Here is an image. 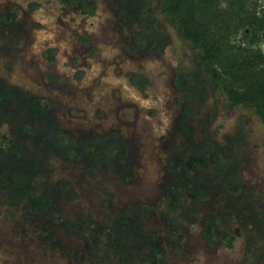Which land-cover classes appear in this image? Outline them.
<instances>
[{
  "label": "rangeland",
  "instance_id": "obj_1",
  "mask_svg": "<svg viewBox=\"0 0 264 264\" xmlns=\"http://www.w3.org/2000/svg\"><path fill=\"white\" fill-rule=\"evenodd\" d=\"M94 1L96 12L87 15L59 0H0L1 15L16 16L14 23L0 18V76L20 68L37 90L63 98L67 104L54 114L70 136L94 126L106 131L116 121L130 148L123 166L130 176L110 175L116 194L131 196L121 194L124 214L106 200L101 205L99 194L83 191L86 171L70 168L72 189L95 212L80 218L77 204L60 199L42 216L10 198L0 182V264H150L146 256L155 247L162 264H264V122L226 107L201 71L199 53L161 16L160 0ZM80 69L85 76L78 81ZM138 70L153 80L146 92L127 81ZM84 91L94 94L86 104L69 101ZM14 119L0 129L4 150L3 135L12 139L22 128L21 117ZM191 154L206 165L189 169ZM195 185L207 200L188 197ZM210 220L219 226L213 238ZM133 232L136 244L126 238ZM224 232L235 236L232 248Z\"/></svg>",
  "mask_w": 264,
  "mask_h": 264
},
{
  "label": "flooded vegetation",
  "instance_id": "obj_2",
  "mask_svg": "<svg viewBox=\"0 0 264 264\" xmlns=\"http://www.w3.org/2000/svg\"><path fill=\"white\" fill-rule=\"evenodd\" d=\"M80 11L82 12V10ZM2 15L0 13V18ZM8 16L10 17L9 20L7 19L9 23L16 18L12 13H7L4 17L9 18ZM1 31L4 32L3 29H0ZM45 53L48 62L55 61L54 48L47 49ZM15 70L17 71L12 75L10 74L11 71L8 70L7 74H4L5 76H0V129L9 127L8 117L14 119L20 116L21 122H23L22 128L14 138L11 139L8 135L2 137V140L7 142L6 150L0 148V182L5 193L13 200L25 204L30 212L42 216L51 213L58 200H71L73 205L77 204L80 207L77 212L78 217L87 219L95 211L91 206H86L83 200L84 193L80 194L78 191L73 190L74 182L67 179L69 178L67 172L70 168L74 170L77 167H82L89 177V181L84 182L87 187L83 186V191L85 190L86 194L93 191L94 196L99 194L100 204L106 200L112 208H115V211L119 209L118 212L124 214V208H118L119 205L122 206L121 203L126 202L121 198V194L124 196L130 194L122 189L120 196L117 195L113 189L116 181L110 175L112 174L111 171H117L126 178L130 176V171L123 167L127 156H129L130 148L123 143V137L120 136L122 131L118 123L116 121L112 122L111 127L106 131L102 126L99 128L94 126V128L83 129L82 135L78 137L70 136L69 132L63 130L59 119L54 114V110L58 105L66 103L63 98L54 95L52 91L47 94L40 91V89L37 90L26 79V75L23 74L20 68ZM135 74L150 77L147 72L140 70L127 74V81L133 88L135 87L131 84L130 79ZM49 76H51L49 81L54 82L55 75ZM84 76L85 72L82 69L75 74L78 81H81ZM51 82L48 86L52 88L53 83ZM69 96V101L79 106L86 104L87 100L94 97V94L91 91H84L82 95L72 92ZM115 98L112 104L116 102L115 100H118ZM120 106L118 104L116 109H119ZM113 111H115V107ZM107 115L105 113V116ZM126 115L128 119L132 117V113ZM191 158L203 159L200 155L191 154L186 162L187 167ZM172 163L176 164L175 162ZM196 165L203 166L201 163H195L188 168L193 169ZM81 173H84V171ZM76 177L78 178V176ZM38 179L42 181V184L38 182ZM188 189H191L188 197L192 201L202 202L207 200L208 195L207 198L203 199L192 198V195L200 191L204 192L203 189L197 188L196 185L194 187L188 186ZM31 198L35 200L34 204L31 203ZM42 200H45L43 206L41 204ZM211 221H209V224ZM134 234L135 232L126 235L128 240H133L131 244L139 242ZM125 244L123 242L122 246L125 247ZM155 249L161 252L159 248L155 247L148 253L146 258Z\"/></svg>",
  "mask_w": 264,
  "mask_h": 264
},
{
  "label": "trees",
  "instance_id": "obj_3",
  "mask_svg": "<svg viewBox=\"0 0 264 264\" xmlns=\"http://www.w3.org/2000/svg\"><path fill=\"white\" fill-rule=\"evenodd\" d=\"M59 1L87 15H94L97 8L94 0ZM159 8L180 39L199 53L198 65L224 96L226 107L252 111L264 122V0H160ZM130 82L141 92L153 84L143 74H135ZM195 163L206 165L203 159L191 158L188 167ZM192 198H207V194L200 191ZM30 201L35 202L32 198ZM218 228L212 220L210 238ZM222 237L232 248L235 236L224 232ZM160 254L153 250L147 258L149 263L162 264Z\"/></svg>",
  "mask_w": 264,
  "mask_h": 264
}]
</instances>
